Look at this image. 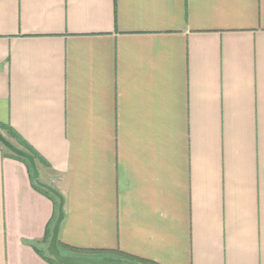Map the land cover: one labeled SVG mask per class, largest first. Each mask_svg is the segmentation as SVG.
<instances>
[{
  "label": "crops",
  "instance_id": "obj_1",
  "mask_svg": "<svg viewBox=\"0 0 264 264\" xmlns=\"http://www.w3.org/2000/svg\"><path fill=\"white\" fill-rule=\"evenodd\" d=\"M0 132L63 253L264 264V0H0ZM58 203L0 145V264Z\"/></svg>",
  "mask_w": 264,
  "mask_h": 264
},
{
  "label": "water",
  "instance_id": "obj_2",
  "mask_svg": "<svg viewBox=\"0 0 264 264\" xmlns=\"http://www.w3.org/2000/svg\"><path fill=\"white\" fill-rule=\"evenodd\" d=\"M0 143L4 145L8 150H10L12 153L25 158L30 165L32 177L34 178L35 182L38 185L46 188L51 193H53L59 200L58 208H57V215L53 222L52 229H51V235L49 237V240L46 246V250L50 256H52L57 262L61 264H138L134 260L120 257V256H110V255L92 256V255H82V254L61 252L57 245L59 224L63 218V209H62L63 197L61 193H59L52 186L39 180V177H38L39 173H38V169L35 163V159H34V156L30 152L14 145L1 132H0Z\"/></svg>",
  "mask_w": 264,
  "mask_h": 264
},
{
  "label": "trees",
  "instance_id": "obj_3",
  "mask_svg": "<svg viewBox=\"0 0 264 264\" xmlns=\"http://www.w3.org/2000/svg\"><path fill=\"white\" fill-rule=\"evenodd\" d=\"M0 145H2V144L0 143ZM26 149L33 156L36 155L35 151L31 147H28L27 146ZM11 154H13L14 156H16L18 158H21L24 161H26V159L23 158V157H21V156H18L16 154L12 153V152H11ZM35 186L37 188L41 189L42 191H44L45 193L49 194L50 196L56 198V196L53 193H51L50 191H48L46 188L38 185L36 182H35ZM55 217H56V215L53 217V220L52 221H54ZM50 228L51 227H49L48 228V231H47V233L49 235H50V230H51ZM68 250H69V252L74 253V254L92 255V256H104V255L120 256V257H124V258H128V259L134 260L138 264H152V263H150L148 261H145V260H142V259H138V258L133 257L131 255H128L126 253H123V252H114V251H110V250H107V249H79V248L68 247ZM45 258H47L48 260H50L54 264H61V263L57 262L52 256H50L46 250H45Z\"/></svg>",
  "mask_w": 264,
  "mask_h": 264
}]
</instances>
